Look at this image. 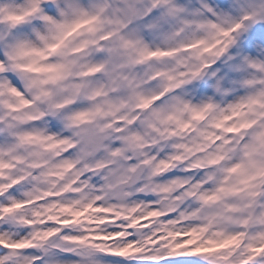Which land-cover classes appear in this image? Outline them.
Wrapping results in <instances>:
<instances>
[{"label":"clouds","instance_id":"obj_1","mask_svg":"<svg viewBox=\"0 0 264 264\" xmlns=\"http://www.w3.org/2000/svg\"><path fill=\"white\" fill-rule=\"evenodd\" d=\"M0 264H264V0H0Z\"/></svg>","mask_w":264,"mask_h":264}]
</instances>
